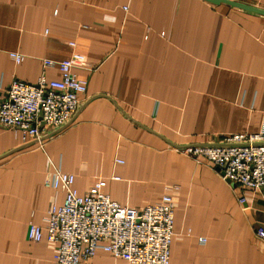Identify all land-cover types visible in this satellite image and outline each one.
Masks as SVG:
<instances>
[{
    "label": "crops",
    "instance_id": "obj_1",
    "mask_svg": "<svg viewBox=\"0 0 264 264\" xmlns=\"http://www.w3.org/2000/svg\"><path fill=\"white\" fill-rule=\"evenodd\" d=\"M73 51L90 70H74L88 84L71 122L29 143L0 128V264H53L28 229L63 203L44 186L55 169L81 195L104 180L123 207L171 194L169 264H264V193L178 148L264 133V17L202 0H0V97L13 80H59L43 61ZM89 264L127 263L99 250Z\"/></svg>",
    "mask_w": 264,
    "mask_h": 264
},
{
    "label": "built area",
    "instance_id": "obj_2",
    "mask_svg": "<svg viewBox=\"0 0 264 264\" xmlns=\"http://www.w3.org/2000/svg\"><path fill=\"white\" fill-rule=\"evenodd\" d=\"M69 46L74 48L75 43ZM9 56L17 65L24 60L18 53ZM43 65H56L60 79L13 80L0 97V128L19 132L23 143L39 141L45 131L65 126L87 92V80L74 73L90 70L82 54L73 51L67 59L44 60ZM216 144L220 146H187L179 152L196 163L213 165L225 181L241 190L264 193V133H233ZM44 186L61 191L63 203L49 207L43 226H29L28 239L49 244L53 264H89L99 250L127 264H169L174 236L171 194L140 209L123 207L104 192V180L81 195L74 188V176L59 169L45 179ZM239 203L244 204V198ZM256 236L263 240L264 230L257 229Z\"/></svg>",
    "mask_w": 264,
    "mask_h": 264
},
{
    "label": "water",
    "instance_id": "obj_3",
    "mask_svg": "<svg viewBox=\"0 0 264 264\" xmlns=\"http://www.w3.org/2000/svg\"><path fill=\"white\" fill-rule=\"evenodd\" d=\"M205 1L211 5H226L238 10H241L243 12L252 14V15H257V16H262L264 17V9L258 8V7H254L251 5H247L244 3H240L234 0H202ZM71 121H69L67 124H69ZM66 124V125H67ZM65 125V126H66ZM64 127V126H63ZM187 146H220V144H216V143H209V144H195V145H187ZM184 146V147H187ZM184 147H178L179 149L184 148Z\"/></svg>",
    "mask_w": 264,
    "mask_h": 264
}]
</instances>
